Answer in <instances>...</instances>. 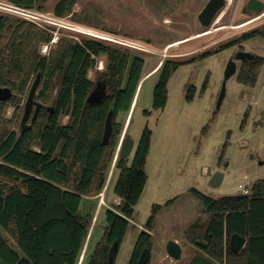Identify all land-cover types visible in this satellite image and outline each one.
I'll return each instance as SVG.
<instances>
[{"label":"trees","instance_id":"16d2710c","mask_svg":"<svg viewBox=\"0 0 264 264\" xmlns=\"http://www.w3.org/2000/svg\"><path fill=\"white\" fill-rule=\"evenodd\" d=\"M0 1L22 10L43 12L48 0ZM74 5L73 0H59L54 17L64 19L72 14ZM71 20L81 23L73 14ZM81 36L61 37L47 55H42V47L52 44L51 29L0 15V87L12 92L10 100L0 102V264H78L90 239L94 212L83 215L81 201L100 195L106 186L123 129L118 117L131 109L145 61L131 57V50L119 44L83 33ZM255 37L264 38V31L243 33L222 49ZM99 58L104 59L105 66L96 72L93 81L89 74L96 70ZM181 64L170 60L161 64L153 89L154 110L165 108L167 84ZM262 64L264 59L258 56L251 62L244 61L237 81L253 87ZM38 73L41 83L35 99L54 108L51 113L42 109L32 128L19 136V116L7 119L5 109L25 104ZM99 81L106 84L103 102L86 104ZM187 91L191 99L195 89ZM112 107V133L104 145L105 119ZM64 117L68 118L66 123H62ZM150 138L151 132L145 128L130 165L119 152L113 188L119 202L105 210L103 234L84 257L85 264H115L146 185L144 168ZM191 194L201 201L207 221L193 223L184 233L186 241L199 249L188 264H264V180L255 182L249 195L215 200L197 190H191ZM161 209L153 207L128 264H138L144 249L151 252L154 217ZM233 235L245 239L239 253L230 249Z\"/></svg>","mask_w":264,"mask_h":264},{"label":"rangeland","instance_id":"374dc122","mask_svg":"<svg viewBox=\"0 0 264 264\" xmlns=\"http://www.w3.org/2000/svg\"><path fill=\"white\" fill-rule=\"evenodd\" d=\"M58 1L48 0L43 12L31 11L39 20L14 14L2 1L0 15L26 19L51 29L52 44L42 47V55H47L59 38L80 39L81 34L88 31L111 37L130 49L131 57L143 58V77L154 73L163 62L183 63L169 79L164 109L152 108L156 73L143 81L137 104L130 113L128 136L133 149L128 164L145 128L151 132L150 151L144 168L146 185L134 207V216L115 264H128L138 234L151 217L154 206L162 209L154 217L150 263L188 264L199 249L186 241L184 233L193 223L207 221L201 201L191 190L217 200L238 195L239 184L250 189L255 182L264 180V64L253 87L240 84L236 75L230 77L217 108L229 58L244 51L264 59V38L255 37L233 48L222 47L243 33L255 29L264 31V12L244 15L241 9L248 0H227L225 9L204 28L197 21V15L208 0H73L72 14L81 22L75 23L71 20L72 14L64 19L54 17L53 9ZM203 53L210 54L200 57ZM130 64L131 61L127 72ZM104 66V59L99 58L96 70L89 74L90 79L96 81V72H101ZM190 87L195 92L188 99ZM23 105L18 109L7 107L5 118L11 119L15 114L20 123ZM125 117L126 114H120L118 121L123 124ZM66 122L67 117H64L62 123ZM216 173H221L223 179L214 187L211 179ZM117 177L118 171L111 166L108 179L111 178L112 183L103 209L114 207L113 188ZM101 196L95 200L83 197L81 213L94 212ZM104 213L102 210L96 218L91 250L103 234ZM174 239L181 242L184 251L180 262L172 261L164 252L166 242ZM86 254L84 247L78 264H85Z\"/></svg>","mask_w":264,"mask_h":264},{"label":"water","instance_id":"95a60500","mask_svg":"<svg viewBox=\"0 0 264 264\" xmlns=\"http://www.w3.org/2000/svg\"><path fill=\"white\" fill-rule=\"evenodd\" d=\"M226 0H208V2L205 4L204 8L200 11V13L197 15V20L200 23V25L204 28H208L213 19L225 9L226 7ZM247 6L254 10L256 15H260L262 12H264V3L259 2L257 0H249L247 2ZM255 58V55L244 52V51H238L235 53L234 56H231L226 64L224 74H223V80L221 85V90L218 96L217 101V108L219 107L224 93H225V87L226 82L228 79L232 76H234L237 72V62L241 61H248L251 62ZM41 83V74L38 73L30 87V90L28 92L25 104H24V112L23 116L21 118V121L19 123L17 134L20 136L25 130L31 129L34 123L36 122L39 112L42 109H45L48 112H52L54 105L51 106H44L40 102H38L35 99V96L37 94V91L39 89ZM106 96V84L103 82H97L95 84L94 89L89 94L86 100V104L89 105H99L103 102L104 98ZM12 97V92L7 87H0V102H7ZM113 113V107L109 110L107 117L105 119L104 124V133H103V144L107 145L111 133H112V125H111V117ZM133 149V142L129 136H126L120 147V157L124 159H128L131 151ZM223 179V175L221 173H216L213 178L211 179V185L214 187H217L221 184ZM198 245L204 246V244L197 242ZM245 244V239L238 235H233L230 238V249L234 253H239L243 246ZM115 246L111 250V253L114 251ZM165 253L168 258H170L172 261L180 262L183 258V250L179 243L169 240L166 242L165 245ZM150 260V250L144 249L142 254L140 255L138 264H148ZM113 260H111L112 262Z\"/></svg>","mask_w":264,"mask_h":264},{"label":"crops","instance_id":"0c3cea01","mask_svg":"<svg viewBox=\"0 0 264 264\" xmlns=\"http://www.w3.org/2000/svg\"><path fill=\"white\" fill-rule=\"evenodd\" d=\"M159 68H160V67H159ZM158 70H159V69H158ZM156 73H157V71L154 72V73H153V72H152V73H149V74L145 75V77L142 76V80H141V82H140V84H139V87H138V89H137V92H136V95H135V98H134L133 104H132V106H131V109H130L129 113L126 114V117H125L124 123L122 124V123L119 121V122L123 125V129H122V134H121V137H120V140H119L118 146H117V150H116V153H115V157H114V160H113V164H112V168H113V169H114V163H115V161H116V159H117V156H118V154H119V152H120V147H121L120 145H121L123 139H124L126 136H128V129H129V125H130V123L128 124V121H129L130 113H131L132 108H133V106L135 105V103L137 104V100H138L139 92H140V90H141L142 83H143V81H144L146 78L152 76L153 74L155 75ZM67 120H68V118H67ZM113 172H114V171H113ZM113 172H112V174H113ZM111 178H112V177H111ZM111 178L107 179L106 186H105L103 192L101 193V194H102V196H101V202H100V203L98 204V206H97V201H96V204H95V207H94V210H93V211H94V214H96V216H95V218L93 219V224H92V227H91V230H90V233H89L90 239L87 240L86 245H85V250H86L87 254L91 251L90 244H91V241H92L93 235H94V233H95V228H96V222H97V219H98L99 216L101 215L102 210H106V209H108V207H107L106 209H103L102 206H104L103 204H105V199H106V196H107L108 191H109V186H110V184L112 183V182H111ZM87 198H89V199H91V200H95L96 198H98V196H96V197H87ZM118 201H119V200L114 196V204H117ZM96 218H97V219H96ZM152 236H153V235H152ZM174 241L177 242V243H179V244L181 245V242H180L178 239H174ZM182 250H183V248H182ZM88 251H89V252H88ZM164 252H165V251H164ZM195 254H196V253H195ZM195 254H194V255H195ZM165 255H166V253H165ZM194 255H193V256H194ZM183 256H184V251H183ZM193 256H192V257H193ZM190 260H191V259H190Z\"/></svg>","mask_w":264,"mask_h":264},{"label":"built area","instance_id":"2783aa9c","mask_svg":"<svg viewBox=\"0 0 264 264\" xmlns=\"http://www.w3.org/2000/svg\"><path fill=\"white\" fill-rule=\"evenodd\" d=\"M6 7V9H10V11H12L14 14H17V15H21V16H25V17H32V18H36L39 20L38 16L37 15H33L31 13V11H26V10H22V9H19V8H16V7H12L10 5H6L4 6ZM86 35H90V36H93V37H96V38H99V39H102V40H106V41H109V42H114L116 44H120L122 45L121 42L119 41H115V39L111 38V37H108L106 35H102V34H95V33H92V32H85ZM121 146V145H120ZM238 189H239V194H243V195H249V189L244 187L243 184H239L238 186Z\"/></svg>","mask_w":264,"mask_h":264},{"label":"flooded vegetation","instance_id":"af4514ba","mask_svg":"<svg viewBox=\"0 0 264 264\" xmlns=\"http://www.w3.org/2000/svg\"><path fill=\"white\" fill-rule=\"evenodd\" d=\"M248 1H249V0H248ZM248 1H247V2H248ZM257 1H259V0H257ZM226 2H227V0H226ZM247 2L245 3V5L242 6L241 13L244 14V15H248V16H249V15H252V14H255L254 10L251 9V8H249V7L247 6ZM259 2H261V1H259ZM262 3H264V2H262ZM197 21H198V20H197ZM199 24H200V23H199ZM238 63H240V65H239V66L237 65V72H236V74H235L236 76H237L238 71H239V68H240V66H241V64H242L243 62L238 61L237 64H238Z\"/></svg>","mask_w":264,"mask_h":264},{"label":"bare ground","instance_id":"6f19581e","mask_svg":"<svg viewBox=\"0 0 264 264\" xmlns=\"http://www.w3.org/2000/svg\"><path fill=\"white\" fill-rule=\"evenodd\" d=\"M248 24H249V23L244 24L243 26H246V25H248ZM177 44H179V42H178V43H173V44L169 45L168 47L170 48V47H172L173 45H177ZM158 69H159V67H157V68L154 70V72H156Z\"/></svg>","mask_w":264,"mask_h":264}]
</instances>
